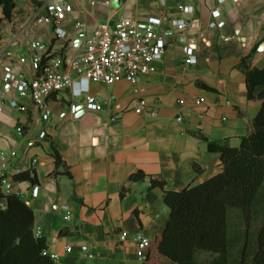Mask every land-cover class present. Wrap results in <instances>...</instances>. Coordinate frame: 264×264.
Returning <instances> with one entry per match:
<instances>
[{
  "label": "crops",
  "instance_id": "0c3cea01",
  "mask_svg": "<svg viewBox=\"0 0 264 264\" xmlns=\"http://www.w3.org/2000/svg\"><path fill=\"white\" fill-rule=\"evenodd\" d=\"M104 1L42 0L35 13L49 3L71 5L61 23L65 39L52 26L36 23L34 12L3 22L0 30V154L13 152L0 171L24 172L34 179L13 181L9 194L32 209V231L46 239V251L56 255L58 264H143L134 236L141 233L154 241L162 233L169 213L164 192L181 191L217 174L219 153L208 144L238 147L252 131L262 103L247 98L241 64L264 66V50H258L264 43V0ZM30 6L22 3L24 10ZM182 6H190L191 13L182 12ZM214 10L219 11L216 21L224 24L210 29ZM149 17L161 20L154 33L165 43L156 71L136 85L90 83L89 93L101 104L97 112L84 109L83 98L63 90L49 96L51 114L42 121L31 100L19 98L5 82L7 73L27 79L40 73L39 66L29 63L31 55L46 62L65 54L75 39V22L91 31L98 23L124 19L143 27ZM177 20L184 22L182 30L175 26ZM32 41L45 45L44 51L31 49ZM187 46L194 49V65L184 62ZM140 98L157 110L155 117L134 112ZM12 99L26 111L12 109ZM178 114L180 122L175 121ZM41 131L45 135L39 139ZM138 171L145 177L131 181ZM151 180L164 184L152 187ZM3 203L6 207L4 198Z\"/></svg>",
  "mask_w": 264,
  "mask_h": 264
},
{
  "label": "trees",
  "instance_id": "16d2710c",
  "mask_svg": "<svg viewBox=\"0 0 264 264\" xmlns=\"http://www.w3.org/2000/svg\"><path fill=\"white\" fill-rule=\"evenodd\" d=\"M4 17H9L13 0H0ZM42 59L41 63H44ZM242 72L247 83V98L260 100L261 106L253 119L252 131L240 139L238 147L214 146L219 153L221 170L203 183L181 191H166L163 202L169 213L162 233L148 243L143 264H230L229 238L226 225L228 206L241 209L246 226L250 222L256 195L264 184V66ZM56 161L59 157L56 155ZM145 175L136 172L131 181ZM12 181H34L28 173L13 174ZM163 181L151 180L150 185L162 187ZM6 207L0 208V264H58L47 255L46 239L32 231V209L14 194L3 196ZM264 199V195L262 196ZM208 252L214 257L207 263L197 261L196 254ZM239 264L244 263L243 259ZM249 264H264V215L258 228L255 249Z\"/></svg>",
  "mask_w": 264,
  "mask_h": 264
},
{
  "label": "built area",
  "instance_id": "2783aa9c",
  "mask_svg": "<svg viewBox=\"0 0 264 264\" xmlns=\"http://www.w3.org/2000/svg\"><path fill=\"white\" fill-rule=\"evenodd\" d=\"M225 1L218 0V3ZM90 4L94 5L95 2L91 1ZM104 4L108 5L109 0H105ZM180 9L184 13H191L192 10L190 6H182ZM71 12L72 7L66 2L49 3L43 6L41 12L35 13L33 19L38 24L52 26L54 34L60 39H65L68 34L61 27V23ZM218 17V10L211 12V21L208 24L210 29L223 26V22L216 21ZM160 24L161 20L156 17L147 18L143 27L135 20L124 19L113 25L98 23L91 31H87L83 23L75 22L73 25L75 39L69 42L65 54H57L45 63H41V56L31 55L28 61L34 66H39L40 73L32 79L25 78L22 73H9L7 85L10 89H14L19 98L28 97L31 100L42 121H47L51 114L49 96L63 90H69L72 98H83L84 109L97 112L101 109V104L96 96L89 93L90 83L97 82L108 86L118 81H125L136 85L141 77L156 71V66L165 52L163 39L154 33V29ZM174 24L178 30L184 28L182 20L174 21ZM30 48L42 52L45 45L32 41ZM184 56L186 64L196 63L193 48L185 47ZM21 62L24 63L25 59H21ZM178 104H182V101H178ZM9 106L20 112L26 111L16 99L10 100ZM74 111V106H71V112ZM134 112L144 113L149 117H155L157 114V110L149 107L144 98L137 101ZM60 116L64 117V114ZM175 121H181L180 114L175 117ZM16 131L21 133L22 129L18 127ZM44 135L45 132L41 131L38 138L41 139ZM10 156H13V152L8 155L0 154V168H5ZM16 173L5 174L0 171V192L3 196L10 193L11 177ZM33 193H37V187H34ZM0 208H5L3 198L0 199ZM62 209L66 212L65 218L69 219L67 207ZM121 237L124 238V235ZM134 241L137 244L138 257L144 260L149 239L138 233L134 236ZM43 255H47L53 261L57 259L56 255L49 254L46 250L43 251Z\"/></svg>",
  "mask_w": 264,
  "mask_h": 264
},
{
  "label": "rangeland",
  "instance_id": "374dc122",
  "mask_svg": "<svg viewBox=\"0 0 264 264\" xmlns=\"http://www.w3.org/2000/svg\"><path fill=\"white\" fill-rule=\"evenodd\" d=\"M23 2L31 3V10H24ZM13 9L9 17H4L0 4V30L3 28V22L10 23L14 20L23 19L25 13H35L42 6V0H13ZM34 15V14H33ZM13 182V181H12ZM264 184L260 187L256 198L260 197L257 203L253 204V211L248 227L246 226L241 209L238 207L228 206L226 210V225L229 238L230 264H239L243 259L244 263L249 264L251 254L255 249V241L258 228L264 215ZM214 257L213 254L200 251L196 254L197 261L207 263Z\"/></svg>",
  "mask_w": 264,
  "mask_h": 264
},
{
  "label": "water",
  "instance_id": "95a60500",
  "mask_svg": "<svg viewBox=\"0 0 264 264\" xmlns=\"http://www.w3.org/2000/svg\"><path fill=\"white\" fill-rule=\"evenodd\" d=\"M258 50H260V51L264 50V43H261V44L259 45ZM8 76H9V73L6 75V79H5V82H6L7 84L9 83ZM79 109H80V106H78V107L76 108V112H77V113L79 112V111H78Z\"/></svg>",
  "mask_w": 264,
  "mask_h": 264
}]
</instances>
